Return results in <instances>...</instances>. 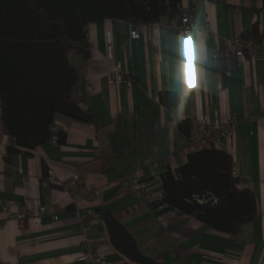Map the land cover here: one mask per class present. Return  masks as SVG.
<instances>
[{
	"label": "crops",
	"instance_id": "1",
	"mask_svg": "<svg viewBox=\"0 0 264 264\" xmlns=\"http://www.w3.org/2000/svg\"><path fill=\"white\" fill-rule=\"evenodd\" d=\"M180 9L210 28L208 34L203 30L200 41L209 57L206 91L197 85L192 38L189 44L185 40L187 85L192 90L181 94L173 85L169 46L181 32L178 16L139 25L107 19L89 24L91 56L87 62L77 59L81 73L74 96L90 109L94 122L57 114L54 126L65 133V142L49 140L29 154L9 152L0 112V264H87L77 260L84 249L85 222L107 261L140 264L111 243L104 224L107 212L127 227L138 249L159 264H264V118H259L264 64L242 66L232 57L213 58L237 37H256L264 44V0H182ZM133 30H139L138 38H132ZM116 64L135 80L132 88L109 84ZM162 94L170 95L169 102L176 96L177 104L167 106ZM202 118L237 121L233 138L223 140L222 146L232 156L243 186L253 191L257 216L235 235L174 209L157 208L144 194H130L122 186V179L137 167L144 166V177L151 179L183 165L187 155L182 151ZM184 121L189 133L180 127ZM75 175L80 178L73 186ZM92 187L97 189L95 198L89 196ZM73 188L82 199L79 205L73 202ZM40 207L48 212L39 223L22 225L9 216Z\"/></svg>",
	"mask_w": 264,
	"mask_h": 264
},
{
	"label": "trees",
	"instance_id": "2",
	"mask_svg": "<svg viewBox=\"0 0 264 264\" xmlns=\"http://www.w3.org/2000/svg\"><path fill=\"white\" fill-rule=\"evenodd\" d=\"M181 1L0 0V112L10 139L8 151L29 154L55 134L57 142H65V133L54 130L57 114L94 122L90 109L74 96L81 73L77 59L87 62L91 56L89 24L107 19L156 23L181 16ZM169 96L162 94L161 100L167 106L177 104L176 96L166 101ZM187 126L188 121L180 124L185 133ZM234 169L232 156L223 149L189 153L183 165L161 175L162 204L235 235L257 216V201ZM104 224L111 243L125 257L159 264L138 249L131 232L110 212Z\"/></svg>",
	"mask_w": 264,
	"mask_h": 264
},
{
	"label": "built area",
	"instance_id": "3",
	"mask_svg": "<svg viewBox=\"0 0 264 264\" xmlns=\"http://www.w3.org/2000/svg\"><path fill=\"white\" fill-rule=\"evenodd\" d=\"M180 20V30L186 35V41L190 42V37L187 36L188 29L193 25H199L204 30L205 34L209 33V26L202 25L198 20L193 18L190 14L184 13L178 16ZM165 19H162L156 23H163ZM204 26V27H203ZM132 38L139 37V30L132 31ZM108 57L113 58L111 37L108 39ZM235 58L237 62L245 66L249 62L263 63L264 64V44L259 43L253 38L245 39L243 37H237L234 40H229L225 43L222 49H218L214 52L213 58L220 60L221 58ZM191 59L189 64L191 65ZM109 84L113 87H125L132 88L135 84V80L125 74L119 64H116L114 69L108 75ZM259 118H264V109L259 114ZM236 119H229L228 121H221L218 119L209 120L208 118L200 119L196 131L189 137L187 144L185 145L182 153L188 155L189 153L200 151L206 148L223 149L222 141H230L234 136V129L236 125ZM55 131H58L54 127ZM57 135H53L52 141L57 142ZM172 156V155H171ZM153 161L150 157L146 159V165L151 166ZM233 174L241 179L237 169H234ZM145 167H137L130 171L123 179L122 186L130 194H144L147 201L157 206V208H165L162 204L163 200V188L162 180L160 176L152 175L151 179L145 177ZM51 178H54L51 175ZM80 175H75L72 179L73 186L76 185ZM73 195V202L75 205H79L81 197L75 192L74 188L70 191ZM97 195L96 187H92L89 191V196L95 198ZM48 212L46 207H40L38 209L22 208L12 213L9 216L16 219L20 224L25 225L29 220H33L35 223H39L43 215ZM57 219V216H53ZM2 222H0V225ZM84 233V249L78 256L77 260L83 261L87 264H113L107 261L97 250L95 240L90 233V224L85 222L83 224Z\"/></svg>",
	"mask_w": 264,
	"mask_h": 264
},
{
	"label": "clouds",
	"instance_id": "4",
	"mask_svg": "<svg viewBox=\"0 0 264 264\" xmlns=\"http://www.w3.org/2000/svg\"><path fill=\"white\" fill-rule=\"evenodd\" d=\"M187 36L194 41V70L197 78V85L203 90H207L205 78L207 76L206 68L209 63V57L206 50L200 45V41L204 38L201 26L193 24L187 31ZM186 35L177 32L172 37L169 46L170 54L173 58L172 81L175 90L184 94L191 91V86L187 85V54H186Z\"/></svg>",
	"mask_w": 264,
	"mask_h": 264
}]
</instances>
